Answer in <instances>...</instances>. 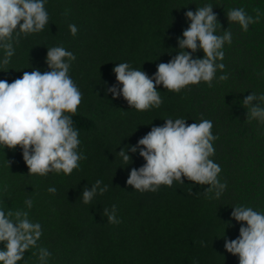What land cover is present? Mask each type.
Here are the masks:
<instances>
[{
	"label": "trees",
	"instance_id": "trees-1",
	"mask_svg": "<svg viewBox=\"0 0 264 264\" xmlns=\"http://www.w3.org/2000/svg\"><path fill=\"white\" fill-rule=\"evenodd\" d=\"M205 5L213 7L221 25L215 34L232 33L231 44L223 46L224 59L217 61L225 68L217 70L213 86L201 82L176 93L159 85L163 103L147 111L131 108L122 95L113 98L107 88L122 87L115 66L126 62L154 76L159 63L180 51L178 39L191 23L185 13ZM45 8L48 25L38 33L21 34L8 64L0 48V80L11 83L24 72L50 71L48 48L71 51L76 59L69 75L82 101L75 115L65 114L72 117L78 152L86 159L69 175L28 174L22 149L0 145V209L27 211L29 220L42 228L37 246L17 264H41L39 248L51 253L46 264H239V257L224 246L226 239L239 237L241 222L231 212L245 206L264 213V124L247 120L242 102L251 93L264 94V0H46ZM237 8L253 17L258 8L260 22L244 32L227 18ZM70 24L78 28L75 36ZM203 56L202 50L193 53L194 58ZM225 74L228 79L220 81ZM177 118L187 124L212 121L218 139L209 158L222 169L218 179L227 182L219 199L214 192L205 194L209 185L186 178L184 184L174 181L156 192H140L126 183L130 171L146 161L139 149L127 152L128 163L118 153L136 146L153 126ZM97 180L108 190L84 204V188ZM50 187L55 194L48 192ZM113 205L119 224L108 223L103 215Z\"/></svg>",
	"mask_w": 264,
	"mask_h": 264
},
{
	"label": "clouds",
	"instance_id": "clouds-1",
	"mask_svg": "<svg viewBox=\"0 0 264 264\" xmlns=\"http://www.w3.org/2000/svg\"><path fill=\"white\" fill-rule=\"evenodd\" d=\"M46 0H0V48L5 51L4 64L14 55V43L19 42L21 34L42 31L49 23V14L45 8ZM256 15H248L243 8L232 9L227 13L229 22H237L244 32L250 24L260 22L261 12L253 9ZM186 18L191 22L183 31V38L178 39L180 51L167 63H159L154 76L149 77L144 71L133 69L129 63H119L113 71L121 88H107L113 98L121 95L131 108L147 111L159 108L163 103L157 86L179 93L190 85L206 82L212 87L217 70L225 65L218 63L224 59L223 46L231 44L232 33L224 30L223 35H216L217 20L211 5H205L195 12L187 11ZM73 36L78 28L69 25ZM190 51H185V50ZM202 50L203 58H194L193 53ZM75 55L56 46L48 48L47 72L33 70L24 72L22 78L9 83L0 80V145L8 149L20 147L23 160L28 167V174L47 175L50 172H63L69 175L79 168V162L86 159L78 152L79 133L73 127L70 113L75 115L82 101V93L69 75L71 61ZM228 76L221 75L220 81ZM259 100L261 103H253ZM248 109L247 120L256 119L264 124V94L255 93L243 99ZM211 120L202 119L199 123L187 124L186 119H165L162 126H153L151 131L141 138L136 146L121 150L118 155L125 163L131 161L128 151L143 157L146 163L139 169L133 168L126 183L140 192H156L161 185L171 187L174 181L184 184V178L195 185H209L205 194L215 193L219 199L227 188V182L218 179L222 171L219 164L209 157L215 154L213 141L218 139L212 134ZM11 161H8L10 167ZM97 180L89 189L85 187L82 201L89 204L99 194L103 195L108 186L101 187ZM48 192L55 194L56 188ZM189 189V195H192ZM25 204L32 207V200ZM104 216L110 224H119L116 206L111 212L104 208ZM232 218L241 222L239 237L225 240L227 252L239 257V264H264V213L251 207L237 206L231 212ZM246 224V226H244ZM42 235L39 223L28 218L23 210L7 211L0 209V264H17L30 247H36ZM51 253L46 248H39L41 264Z\"/></svg>",
	"mask_w": 264,
	"mask_h": 264
}]
</instances>
